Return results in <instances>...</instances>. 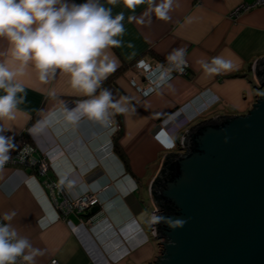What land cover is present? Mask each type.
<instances>
[{"label": "crops", "instance_id": "1", "mask_svg": "<svg viewBox=\"0 0 264 264\" xmlns=\"http://www.w3.org/2000/svg\"><path fill=\"white\" fill-rule=\"evenodd\" d=\"M255 0H176L167 21L156 18L148 3L129 8L124 0L101 4L112 14L124 15L125 33L119 47L111 49L116 71L102 84L121 102L108 126L80 118L68 123L64 108L86 99L74 92L68 77L57 73L41 83L31 68L21 82L26 96L14 120L5 121L11 131L40 151H47L50 167L29 182V169L10 165L0 169V217L15 211L12 221L33 246L44 250L36 264L56 258L58 264H146L160 252V241L151 233L154 204L150 185L164 155L191 125L211 117L244 114L261 94L253 64L264 56V5L229 16L239 3ZM86 0H69L84 3ZM186 49L188 72L176 75L148 96H140L129 82L137 60L171 66L174 49ZM7 42L0 39V58ZM222 56L234 70L215 76L205 74L198 61ZM79 115V114H77ZM40 122V123H38ZM121 126L118 143L128 167L114 152L111 132ZM190 122V123H189ZM28 175V176H27ZM45 181L59 185L52 191ZM93 192L100 210L83 221L75 211L62 213L66 196ZM160 246V247H159Z\"/></svg>", "mask_w": 264, "mask_h": 264}, {"label": "water", "instance_id": "2", "mask_svg": "<svg viewBox=\"0 0 264 264\" xmlns=\"http://www.w3.org/2000/svg\"><path fill=\"white\" fill-rule=\"evenodd\" d=\"M253 73L264 91V56ZM180 139L182 152L164 155L150 185L161 248L146 264H264V92L244 114L201 120ZM165 158L169 176H161ZM151 191L175 212H163Z\"/></svg>", "mask_w": 264, "mask_h": 264}, {"label": "clouds", "instance_id": "3", "mask_svg": "<svg viewBox=\"0 0 264 264\" xmlns=\"http://www.w3.org/2000/svg\"><path fill=\"white\" fill-rule=\"evenodd\" d=\"M146 2L156 18L164 21L171 18L169 13L176 5V0H124L129 8ZM123 21L122 13L113 15L100 0L80 4L69 0H0V39L7 42L0 58V168L10 161L11 151L17 147L14 137L4 134L11 131V125L4 122L14 120L24 102L25 85L20 77L29 68L45 84L57 73L66 75L74 92L86 97L73 108H64L68 123L87 118L108 126L114 112L124 111L111 90L102 87L118 66L111 49L122 43ZM167 59L172 66L169 73L188 67L183 47L174 49ZM198 63L210 76L234 70L232 61L219 55ZM16 215L13 210L0 217V264H36L44 250L34 247L14 227Z\"/></svg>", "mask_w": 264, "mask_h": 264}, {"label": "built area", "instance_id": "4", "mask_svg": "<svg viewBox=\"0 0 264 264\" xmlns=\"http://www.w3.org/2000/svg\"><path fill=\"white\" fill-rule=\"evenodd\" d=\"M258 5H264V0H255L252 3H239L234 8H232V10L229 13V16L232 18H236L241 13L246 12ZM171 67L172 66H163L158 63L140 59L134 63L133 70L130 71L131 73L128 80L135 87L137 93L140 96L143 97L148 96L149 94L157 90L160 86H162L165 82L173 78L174 76L186 75L189 66L185 68L182 72L177 70H172L169 73V69ZM117 128L118 125H114L111 132H115ZM177 142H178L177 145L182 147L181 139H179ZM175 143H173L172 147H175ZM36 152H37V146L29 142L25 137H22L16 149L11 151L10 161L7 164H5L3 167L16 165V164L19 166H23L31 171L28 174L29 175L28 181L36 182L38 181L36 180L35 177L36 174L45 175L47 169L50 167L49 161L47 159L49 156L48 152L40 151L39 156H36ZM173 152H182V150L173 151ZM44 183L46 188H49L50 191H52L54 187L59 188V185L54 181H49V182L45 181ZM95 205H100V202L97 196L95 195V193L84 192L82 194H79L78 196H73V197L66 196L63 199V201L60 202L58 207L61 210V212L64 214L75 211L77 214L81 215L82 213L88 211L91 208V206H95ZM92 217L93 216L87 218L86 220L88 221ZM81 219L85 221V219L82 216ZM159 254L157 256H159ZM47 264H58V261L56 260V258H52L49 260Z\"/></svg>", "mask_w": 264, "mask_h": 264}, {"label": "trees", "instance_id": "5", "mask_svg": "<svg viewBox=\"0 0 264 264\" xmlns=\"http://www.w3.org/2000/svg\"><path fill=\"white\" fill-rule=\"evenodd\" d=\"M117 125H118V128L116 129V131L114 132V135L112 137V147H113L114 152L122 159V161L124 162V164L127 168L128 167L127 158H126L125 154L122 152L120 145L118 143V140L120 137L121 126H120L119 122H117ZM26 139H28V137ZM169 170H170V165L167 164V158H165L164 163H163V167L161 170V176H166V175L169 176V174H168ZM155 182L152 183L151 190L153 189ZM151 193H152V198L154 199L156 204L162 208L163 212H165V213H174L175 212V208L173 205L162 202L153 191H151Z\"/></svg>", "mask_w": 264, "mask_h": 264}, {"label": "rangeland", "instance_id": "6", "mask_svg": "<svg viewBox=\"0 0 264 264\" xmlns=\"http://www.w3.org/2000/svg\"><path fill=\"white\" fill-rule=\"evenodd\" d=\"M262 92L261 93H263L264 91L263 90H261ZM256 99V98H255ZM190 123V122H189ZM116 131V130H115ZM183 135V134H182ZM181 135V136H182ZM181 136L179 137V138H177V140H176V143H175V147H173L176 151H180L179 149L181 148L179 145H177V141L181 138ZM22 137H23V133H21V135L19 136V138L18 139H22ZM113 137V136H112ZM91 207H93V206H91ZM152 215V214H151ZM151 233H152V230H151ZM156 240L157 241H159L160 239H158V238H156ZM160 247V246H159ZM161 248V247H160Z\"/></svg>", "mask_w": 264, "mask_h": 264}]
</instances>
